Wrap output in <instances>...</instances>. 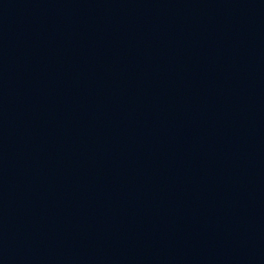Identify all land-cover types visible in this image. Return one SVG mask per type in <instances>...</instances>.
Instances as JSON below:
<instances>
[{"label":"water","instance_id":"water-1","mask_svg":"<svg viewBox=\"0 0 264 264\" xmlns=\"http://www.w3.org/2000/svg\"><path fill=\"white\" fill-rule=\"evenodd\" d=\"M0 264H264V0H0Z\"/></svg>","mask_w":264,"mask_h":264}]
</instances>
